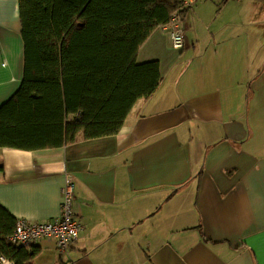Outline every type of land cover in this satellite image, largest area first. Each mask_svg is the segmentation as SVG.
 Listing matches in <instances>:
<instances>
[{
	"label": "crops",
	"instance_id": "crops-1",
	"mask_svg": "<svg viewBox=\"0 0 264 264\" xmlns=\"http://www.w3.org/2000/svg\"><path fill=\"white\" fill-rule=\"evenodd\" d=\"M185 47L155 29L137 63L157 92L116 135L52 149L0 148V205L30 223L60 216L67 177L83 230L31 264H264V0H197ZM19 0H0V106L20 88Z\"/></svg>",
	"mask_w": 264,
	"mask_h": 264
},
{
	"label": "trees",
	"instance_id": "trees-1",
	"mask_svg": "<svg viewBox=\"0 0 264 264\" xmlns=\"http://www.w3.org/2000/svg\"><path fill=\"white\" fill-rule=\"evenodd\" d=\"M184 0H19L23 79L0 106V148H60L118 134L159 89V63H137L150 35L183 17ZM3 167L0 166V172ZM17 219L0 205V256L31 264L9 237Z\"/></svg>",
	"mask_w": 264,
	"mask_h": 264
},
{
	"label": "built area",
	"instance_id": "built-area-1",
	"mask_svg": "<svg viewBox=\"0 0 264 264\" xmlns=\"http://www.w3.org/2000/svg\"><path fill=\"white\" fill-rule=\"evenodd\" d=\"M197 0H184L183 10L188 12ZM183 16L176 12L168 26L171 44L175 49L185 47V35L182 27ZM60 216L51 221L30 223L18 220L13 234L9 237L14 247L32 250L40 242L51 241L56 245L60 258L68 256L71 249L78 243L83 224L75 208V184L70 177L62 189ZM0 264H16L4 256H0Z\"/></svg>",
	"mask_w": 264,
	"mask_h": 264
}]
</instances>
